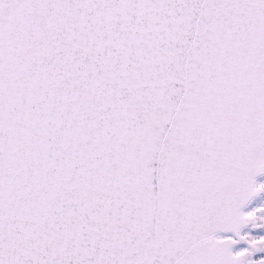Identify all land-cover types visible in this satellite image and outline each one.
Segmentation results:
<instances>
[{"label":"snow or ice","instance_id":"snow-or-ice-1","mask_svg":"<svg viewBox=\"0 0 264 264\" xmlns=\"http://www.w3.org/2000/svg\"><path fill=\"white\" fill-rule=\"evenodd\" d=\"M258 253L264 0H0V264Z\"/></svg>","mask_w":264,"mask_h":264},{"label":"trees","instance_id":"trees-1","mask_svg":"<svg viewBox=\"0 0 264 264\" xmlns=\"http://www.w3.org/2000/svg\"><path fill=\"white\" fill-rule=\"evenodd\" d=\"M257 255H264V253H258Z\"/></svg>","mask_w":264,"mask_h":264},{"label":"rangeland","instance_id":"rangeland-1","mask_svg":"<svg viewBox=\"0 0 264 264\" xmlns=\"http://www.w3.org/2000/svg\"><path fill=\"white\" fill-rule=\"evenodd\" d=\"M245 230L247 231V230H250V229H245Z\"/></svg>","mask_w":264,"mask_h":264}]
</instances>
